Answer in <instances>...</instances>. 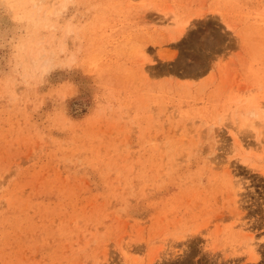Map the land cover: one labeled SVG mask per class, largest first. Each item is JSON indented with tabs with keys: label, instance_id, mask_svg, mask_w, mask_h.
<instances>
[{
	"label": "rangeland",
	"instance_id": "1",
	"mask_svg": "<svg viewBox=\"0 0 264 264\" xmlns=\"http://www.w3.org/2000/svg\"><path fill=\"white\" fill-rule=\"evenodd\" d=\"M0 264H264V0H0Z\"/></svg>",
	"mask_w": 264,
	"mask_h": 264
},
{
	"label": "bare ground",
	"instance_id": "2",
	"mask_svg": "<svg viewBox=\"0 0 264 264\" xmlns=\"http://www.w3.org/2000/svg\"><path fill=\"white\" fill-rule=\"evenodd\" d=\"M34 1H36V0H34ZM185 25H186V26H185L184 28H187L189 24H185Z\"/></svg>",
	"mask_w": 264,
	"mask_h": 264
}]
</instances>
